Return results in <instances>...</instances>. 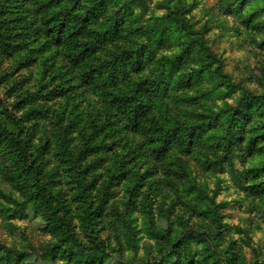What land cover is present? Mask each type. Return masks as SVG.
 Returning <instances> with one entry per match:
<instances>
[{"label": "rangeland", "instance_id": "rangeland-1", "mask_svg": "<svg viewBox=\"0 0 264 264\" xmlns=\"http://www.w3.org/2000/svg\"><path fill=\"white\" fill-rule=\"evenodd\" d=\"M40 2L0 0V128L28 141L25 172L53 213L37 209L3 138L0 264H264V0H65L52 14ZM83 5L105 63L144 59L128 82L158 109L139 130L80 91L68 42L47 41V20ZM173 122L196 143L157 160L150 136Z\"/></svg>", "mask_w": 264, "mask_h": 264}, {"label": "trees", "instance_id": "trees-1", "mask_svg": "<svg viewBox=\"0 0 264 264\" xmlns=\"http://www.w3.org/2000/svg\"><path fill=\"white\" fill-rule=\"evenodd\" d=\"M64 3L65 0H41L40 2L44 9L47 10L46 12L51 14V10L55 11L66 7L67 4ZM56 6H59V8H55ZM81 9L82 12H74L72 8L68 19L69 21L65 23L64 18L56 21L55 17H50V19L47 20V22L51 24V28H49L47 32V41L57 44V47H60V45L62 46L63 43L68 42V48H70L68 52H70L69 57L72 59V63L74 62L76 65L82 64V68L84 69L80 70L79 73L75 71L73 76L75 78L77 77V81L81 85L79 87L80 91H84L89 95L92 94L102 101L103 99H106L107 102L104 100L105 103L110 105L108 111L109 109H115L116 119L121 123L123 131L128 132L133 131V129L139 130L141 128V121H146L148 117L154 114V111L158 109V104H155L153 101L147 102L146 98L142 99L141 93L147 89L144 84H140L137 90L134 88L135 84L128 82L129 73L136 71L140 64L144 62V59L138 57L137 55L131 59L126 56L123 59L116 58V62L112 61L110 65L105 63L104 59H101L99 56V53H101L99 52L100 49L98 48L95 50V47L102 46L101 44H98L99 37H95L93 39V44H90L89 40L90 34L97 33L98 31L86 29V25L89 24L91 16L94 15V12L91 10L86 11L84 5L81 7ZM32 13L34 14V12ZM74 22H76L78 25L73 26ZM181 25L182 24L178 23V26ZM180 31L184 33L186 32L184 26H182ZM66 33L68 35H66ZM183 36L184 38L188 39L187 33ZM190 44L191 42L183 46L184 51H188V49L192 47ZM122 52L126 53L124 52V49H122ZM178 59L179 58L174 59V62H172L173 66L178 65ZM169 65L170 64L168 62H164L158 74L159 78H165L166 72L169 70ZM126 83L128 85L126 87L128 88L121 89V84ZM115 85L116 90L112 92V89L115 87ZM129 88H132L133 90L130 91ZM107 95H110V98H108ZM97 101L99 100L96 99L95 102L98 103ZM24 116H27V113H24ZM10 117L12 116L10 115ZM169 122L170 120L168 117L167 123L169 124ZM229 122H231V124L229 123L225 127L226 132L224 133V136L227 135L226 142L232 141L235 134V129H233V127H238L237 122H234L233 120H229ZM75 133L76 132L74 130L69 132L70 135H74ZM78 134L80 135V132H78ZM197 135L198 132L195 133L192 130H185L183 126H178V123L173 122V125L165 126L163 129L160 128L159 131L153 133L150 136L149 143L152 145V142L154 141L156 147L153 146L152 151H148L150 154L154 153V158L161 161L166 159V157L172 153L176 152L180 154L186 149L188 151L189 149L193 148L192 145L196 143L195 140ZM13 136L15 137L13 138ZM7 137L10 138L11 141H15V149L13 150V159L15 165L14 168L21 169L23 172L21 176L22 185H27L29 179L32 177L34 185L37 188L34 193L35 201H40V206H37V209L42 212V216L51 215L53 213V210L51 209L52 204L50 205L47 203V200L44 196V194L50 195L51 192L46 190L48 188H46L43 179H41L36 173L25 172L26 167L31 166V162L34 160L32 158V152L29 151L28 148V141L22 138L19 133H7L5 129L0 128V142L3 138ZM221 141L223 142V137H221ZM80 164L85 165L84 162H81ZM75 168H77V166H75ZM85 168L86 166L82 167V171L84 173ZM78 177L77 181L81 188H83V185L86 183V181L81 176ZM77 181L74 180L73 182L77 183ZM260 189L264 191V188ZM69 250L70 247H66V251ZM5 260L6 264H8V259ZM175 261L178 263V260ZM152 264H162V262Z\"/></svg>", "mask_w": 264, "mask_h": 264}]
</instances>
